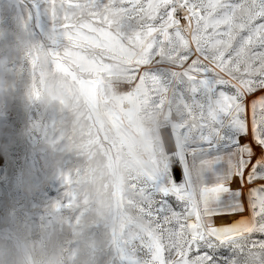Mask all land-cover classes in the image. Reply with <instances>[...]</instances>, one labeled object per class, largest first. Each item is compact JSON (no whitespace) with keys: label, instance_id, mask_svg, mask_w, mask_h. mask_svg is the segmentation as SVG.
<instances>
[{"label":"snow or ice","instance_id":"1","mask_svg":"<svg viewBox=\"0 0 264 264\" xmlns=\"http://www.w3.org/2000/svg\"><path fill=\"white\" fill-rule=\"evenodd\" d=\"M71 6L10 0L6 20L54 51L83 36L119 57L167 157L134 178L112 264H264V0H86L104 23L88 32L68 31Z\"/></svg>","mask_w":264,"mask_h":264},{"label":"rangeland","instance_id":"2","mask_svg":"<svg viewBox=\"0 0 264 264\" xmlns=\"http://www.w3.org/2000/svg\"><path fill=\"white\" fill-rule=\"evenodd\" d=\"M70 3L69 32L104 27L102 11ZM9 4L0 0V246L21 264H112L121 218L136 216L134 178L167 160L160 121L119 57L83 36L54 51L6 20Z\"/></svg>","mask_w":264,"mask_h":264},{"label":"clouds","instance_id":"3","mask_svg":"<svg viewBox=\"0 0 264 264\" xmlns=\"http://www.w3.org/2000/svg\"><path fill=\"white\" fill-rule=\"evenodd\" d=\"M0 264H21L20 254L15 247L8 248L6 246H0Z\"/></svg>","mask_w":264,"mask_h":264},{"label":"bare ground","instance_id":"4","mask_svg":"<svg viewBox=\"0 0 264 264\" xmlns=\"http://www.w3.org/2000/svg\"><path fill=\"white\" fill-rule=\"evenodd\" d=\"M231 220V219H230Z\"/></svg>","mask_w":264,"mask_h":264}]
</instances>
